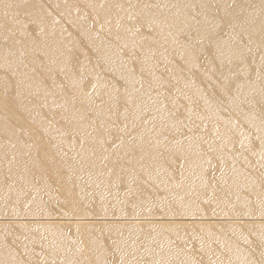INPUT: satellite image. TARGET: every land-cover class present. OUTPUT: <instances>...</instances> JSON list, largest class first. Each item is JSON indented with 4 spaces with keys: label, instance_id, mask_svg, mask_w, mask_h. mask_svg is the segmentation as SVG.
<instances>
[{
    "label": "bare ground",
    "instance_id": "1",
    "mask_svg": "<svg viewBox=\"0 0 264 264\" xmlns=\"http://www.w3.org/2000/svg\"><path fill=\"white\" fill-rule=\"evenodd\" d=\"M0 264H264V0H0Z\"/></svg>",
    "mask_w": 264,
    "mask_h": 264
}]
</instances>
